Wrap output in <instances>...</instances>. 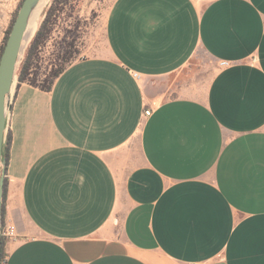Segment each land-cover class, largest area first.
Segmentation results:
<instances>
[{"label": "crops", "instance_id": "0c3cea01", "mask_svg": "<svg viewBox=\"0 0 264 264\" xmlns=\"http://www.w3.org/2000/svg\"><path fill=\"white\" fill-rule=\"evenodd\" d=\"M93 13L50 92L15 85L6 264H264V0Z\"/></svg>", "mask_w": 264, "mask_h": 264}, {"label": "trees", "instance_id": "16d2710c", "mask_svg": "<svg viewBox=\"0 0 264 264\" xmlns=\"http://www.w3.org/2000/svg\"><path fill=\"white\" fill-rule=\"evenodd\" d=\"M24 0L19 3L11 23L5 33L1 45L0 57L4 51L7 39L16 20L18 12ZM43 1V0H42ZM41 1V2H42ZM48 2L50 0H47ZM84 0H52L49 8L45 11V18L31 41L23 62L17 72L18 85L26 83L29 86L39 89L43 92H50L56 79L73 63L78 53V40L81 38V30L84 22L79 19V12ZM68 21L71 19L70 28L63 30V36L54 44L53 51L48 59V63L42 61V53L48 47L52 40L53 32L62 19ZM11 134L8 133L3 150V159L6 163V170L9 163V152L11 145ZM8 196V178L4 181L2 222L6 216V202ZM6 258L5 240L0 239V261Z\"/></svg>", "mask_w": 264, "mask_h": 264}, {"label": "water", "instance_id": "95a60500", "mask_svg": "<svg viewBox=\"0 0 264 264\" xmlns=\"http://www.w3.org/2000/svg\"><path fill=\"white\" fill-rule=\"evenodd\" d=\"M41 1L42 0L23 1L7 39L4 51L0 57V239L2 228L4 181L7 175L6 163L3 159V150L8 134V114L11 108L15 85L18 83L17 72L19 70V64L23 62V55L26 54L27 47H29L45 18L44 11L42 21L38 29L32 38L29 39V24Z\"/></svg>", "mask_w": 264, "mask_h": 264}, {"label": "rangeland", "instance_id": "374dc122", "mask_svg": "<svg viewBox=\"0 0 264 264\" xmlns=\"http://www.w3.org/2000/svg\"><path fill=\"white\" fill-rule=\"evenodd\" d=\"M96 1V0H95ZM97 1H103V0H97ZM21 2V0H0V52H1V45L3 43V39L5 37V33L11 23V20L15 14V11L19 5V3ZM52 0H50L49 2L47 0H43L42 2H40L39 7L37 9V11L35 12L34 18L33 19H37V28L38 29L41 21H42V17H43V13L44 11H46L50 4H51ZM85 2V0L83 1V3ZM83 5V4H82ZM82 10V6L79 12V19L82 20L84 22V25L82 27L81 30V38L78 40V53L76 55V59L81 58L83 55H87V49L89 48V45L91 44V42L93 41L95 44L98 41V37H95L96 35H94L92 33V28L94 23L96 22V14H91L89 16V19L83 17L82 15H80ZM62 19H60L58 21V24L53 32V36H52V40L50 41V43L48 44V47L46 48V50L42 53V61L44 64L48 63V59L50 54L55 51V47L54 44L56 43V41H58L62 36H63V30L65 28H70L71 26V19H69L68 21L64 20V16L61 17ZM32 19V20H33ZM36 30L33 32V30H29L28 29V33H29V39L32 38V36L35 34ZM34 33V34H33ZM28 49V47H27ZM27 51V50H26ZM22 55V54H21ZM25 57V55H23V58ZM21 63L19 64V68H20Z\"/></svg>", "mask_w": 264, "mask_h": 264}, {"label": "built area", "instance_id": "2783aa9c", "mask_svg": "<svg viewBox=\"0 0 264 264\" xmlns=\"http://www.w3.org/2000/svg\"><path fill=\"white\" fill-rule=\"evenodd\" d=\"M223 64L227 65L226 62H224ZM145 114L147 116L151 115V111L147 110L145 112ZM17 234V230H16V226L14 225V223L10 220H4L2 222V228H1V238L6 241L8 240H12L16 237ZM0 264H6V258L3 261H0Z\"/></svg>", "mask_w": 264, "mask_h": 264}, {"label": "bare ground", "instance_id": "6f19581e", "mask_svg": "<svg viewBox=\"0 0 264 264\" xmlns=\"http://www.w3.org/2000/svg\"><path fill=\"white\" fill-rule=\"evenodd\" d=\"M39 7V6H38ZM38 7H37V9H38ZM37 9L35 10V12L37 11ZM35 12H34V14H33V16H32V19L34 18V15H35ZM31 19V21H30V24H29V30H33V32L36 30V28H37V26H38V24H37V19L35 20V19H33L32 20ZM34 34V33H33Z\"/></svg>", "mask_w": 264, "mask_h": 264}]
</instances>
